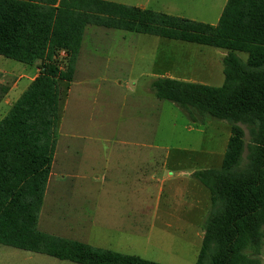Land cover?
Masks as SVG:
<instances>
[{
    "label": "trees",
    "instance_id": "trees-1",
    "mask_svg": "<svg viewBox=\"0 0 264 264\" xmlns=\"http://www.w3.org/2000/svg\"><path fill=\"white\" fill-rule=\"evenodd\" d=\"M90 24L227 49L221 85L159 76L151 87L194 120L211 116L231 125L221 167L193 172L212 201L196 264H263L264 0H226L216 24L113 0H0V55L39 69L0 119V243L80 264H165L38 226L61 83L74 77Z\"/></svg>",
    "mask_w": 264,
    "mask_h": 264
},
{
    "label": "rangeland",
    "instance_id": "rangeland-1",
    "mask_svg": "<svg viewBox=\"0 0 264 264\" xmlns=\"http://www.w3.org/2000/svg\"><path fill=\"white\" fill-rule=\"evenodd\" d=\"M113 1L211 24L218 22L226 3V0ZM83 46L73 79L61 83L58 154L41 209L39 229L68 238L78 236L94 246L165 264H196L212 201L210 190L193 172L221 167L231 125L211 116H206L203 122L192 119L176 103L158 98L151 82L167 75L219 86L224 82L223 58L227 49L92 24L85 29ZM237 54L247 58L245 52ZM37 68L36 64L0 55V119L28 87ZM243 127L248 140L247 126ZM137 142L157 146L159 179L155 186H150V191L155 196L161 194L160 200L153 197L147 200L151 207L137 210L130 209L125 199L103 197L98 204L104 208L115 206L121 217L114 222L86 224L84 213L95 205L83 194L105 191L104 146ZM66 154L70 156L69 162ZM164 177L162 185L160 180ZM58 194L62 195L59 205L53 208ZM172 194H178L177 199H172ZM169 198L173 208L164 213ZM73 202L80 203V207L73 206ZM261 261L264 264V245ZM0 264L80 263L0 243Z\"/></svg>",
    "mask_w": 264,
    "mask_h": 264
},
{
    "label": "crops",
    "instance_id": "crops-1",
    "mask_svg": "<svg viewBox=\"0 0 264 264\" xmlns=\"http://www.w3.org/2000/svg\"><path fill=\"white\" fill-rule=\"evenodd\" d=\"M83 48L84 46H83V41H82V46L80 49L78 62H80L81 53L83 51ZM78 62L76 66V71L79 67ZM38 73H39V69L37 68L33 76L30 77L31 82L38 75ZM164 76H167V75H164ZM8 103L11 104L12 102L8 100ZM12 105L13 104H11V106ZM156 148L157 146L155 144L146 143V142H143V143L137 142L135 144L124 143V144L117 145V146H104V151H105L104 153H106L107 155V156H104V168H103L104 190L105 191H104V194H97V195L83 194L84 196H86V198L89 197L88 198L89 201L91 200L93 202L92 204L95 205V206H91V209L89 212L86 211L84 213V216L86 217V220H85L86 224L88 223L90 225H94L95 222L98 223L100 221H104V223H109V221L114 222L115 218L121 217L122 214L120 213L118 209H116L115 206L111 208L109 207L104 208L102 204H98L103 199V197L106 200L125 199L127 200L126 203L130 209L132 208L141 209L143 206L146 207L147 209L148 206L151 207L150 204H148V201L151 200L153 197H155V199L160 200L161 194H158L157 196H155L151 194V191H150V186H155L159 179L158 163H157L156 154H155ZM57 154L58 153H57V146H56L53 164L56 161ZM68 157L70 156L66 154L65 158H67V162H69ZM53 164H52V168H53ZM165 166H166V163L162 165V168L164 169ZM51 175H52V171H51V174L48 180V184L51 179ZM165 181H166L165 177L161 178L160 180L162 185H164ZM48 184H47V187H48ZM179 184L180 183H178L177 185ZM159 191H163V189L159 188ZM46 193H47V188L45 192L44 201L46 198ZM60 196L62 195L58 194L57 197L54 198L53 208L59 205L58 201L60 199ZM177 196L178 194H172V197H173L172 199L174 198L177 199ZM170 198H169V202H168L167 208L164 211V213H169L170 210L173 208V204H171V201H170L172 199ZM72 199L73 198H70V200ZM72 205L77 206V208L80 207V203L73 202ZM43 206H44V202H43L42 208ZM154 208L158 210V205H155ZM142 212H144V210L141 211L140 214H142ZM125 214L127 215V212H125ZM40 217H41V213H40ZM73 239L79 240L82 238H78V236L77 237L74 236ZM80 241H83V240H80Z\"/></svg>",
    "mask_w": 264,
    "mask_h": 264
},
{
    "label": "built area",
    "instance_id": "built-area-1",
    "mask_svg": "<svg viewBox=\"0 0 264 264\" xmlns=\"http://www.w3.org/2000/svg\"><path fill=\"white\" fill-rule=\"evenodd\" d=\"M63 53H64V51H63Z\"/></svg>",
    "mask_w": 264,
    "mask_h": 264
}]
</instances>
